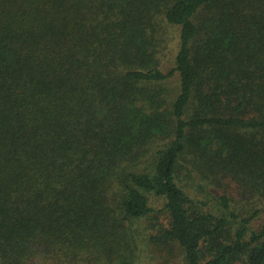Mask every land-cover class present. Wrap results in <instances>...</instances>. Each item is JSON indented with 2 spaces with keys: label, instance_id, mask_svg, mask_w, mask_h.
<instances>
[{
  "label": "trees",
  "instance_id": "1",
  "mask_svg": "<svg viewBox=\"0 0 264 264\" xmlns=\"http://www.w3.org/2000/svg\"><path fill=\"white\" fill-rule=\"evenodd\" d=\"M264 264V0H0V264Z\"/></svg>",
  "mask_w": 264,
  "mask_h": 264
},
{
  "label": "rangeland",
  "instance_id": "2",
  "mask_svg": "<svg viewBox=\"0 0 264 264\" xmlns=\"http://www.w3.org/2000/svg\"><path fill=\"white\" fill-rule=\"evenodd\" d=\"M178 264H180V263H178Z\"/></svg>",
  "mask_w": 264,
  "mask_h": 264
}]
</instances>
